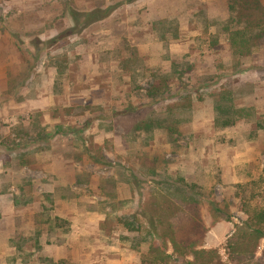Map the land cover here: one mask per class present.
<instances>
[{
  "label": "rangeland",
  "instance_id": "1",
  "mask_svg": "<svg viewBox=\"0 0 264 264\" xmlns=\"http://www.w3.org/2000/svg\"><path fill=\"white\" fill-rule=\"evenodd\" d=\"M121 1L0 0V208L10 204L27 207L31 199L40 206L45 193H51L53 199L63 196L69 209L67 218L75 220L76 207L81 208V221L87 224V214L94 219L104 214L99 227L107 242L112 239L131 251L129 243L121 238L131 239L136 234L106 221V204L112 200L107 197L106 203L104 198L116 194L119 200H132V209L122 208L117 218L139 212V206L149 198V190L159 181L158 177H139L142 148L149 157L158 159V176L166 170L172 177L182 176L186 183L196 184L202 196L201 218L207 228L203 248L217 249L221 264H230L224 247L227 238L246 220L245 211L264 209V133L256 130L254 123L245 122L215 128L210 99L198 102L192 94V120L180 128L178 151L166 143L162 131L154 133L153 142L146 148L140 141L125 144L121 127L131 124L132 109L149 105L163 110L179 96L180 83L173 81L169 95L151 102L132 92L129 76L119 70L118 63L134 54L143 68L165 72L171 61L188 62L193 66L183 79L188 90L208 78H212L211 84H223L222 76H229L234 89L249 88L252 92L236 104L253 107L259 118L264 117V49L252 57L237 59L223 36L212 46L207 34L214 35V29H203L205 25L197 14L204 12L208 20L223 21L227 0H137L120 5L110 19L79 34L70 31L75 23L68 17V9L81 13ZM159 20H175L176 39L166 35L165 44L157 40L151 23ZM203 31H207L204 36ZM36 49L40 53L35 54ZM30 65L33 70L28 85L26 82L9 92L11 86L22 84L15 75ZM19 76L22 79L24 75ZM141 87L147 88L145 84ZM67 108L73 112L79 108L80 115H66ZM125 111L129 114L122 115ZM29 115H38L46 144L28 143L23 150L44 146L46 152L25 156L32 165L3 176L2 162L7 152L2 143L7 139L12 146L21 145L14 147V153L26 154L11 130L23 128ZM57 162L58 181L47 178L46 183H40L47 176L44 167ZM11 164L19 165L16 159ZM110 179L116 182L115 189L108 186ZM27 180L34 181L30 187L24 185ZM19 186L22 193L17 190ZM37 217L34 220H42ZM140 222L146 231L145 221L140 218ZM39 225L35 227L40 232L38 243L49 244L47 226ZM59 232L62 234L58 236L68 237L72 230L64 225ZM42 246L34 254L28 244L25 254L33 256L26 259L27 264H41L39 260L49 256ZM263 247L261 241L259 253ZM11 252L0 238V258L5 256L6 262ZM132 252L138 255L140 264V254ZM67 262L74 264L70 257Z\"/></svg>",
  "mask_w": 264,
  "mask_h": 264
},
{
  "label": "trees",
  "instance_id": "2",
  "mask_svg": "<svg viewBox=\"0 0 264 264\" xmlns=\"http://www.w3.org/2000/svg\"><path fill=\"white\" fill-rule=\"evenodd\" d=\"M134 1L136 0H124L114 5L98 7L81 13L68 9V17L75 23L70 31L79 34L89 26L108 19L120 5L131 4ZM226 11L227 17L223 21L208 20L204 12L197 14V18L205 25L203 29H214V35L207 34L209 40L213 41L212 46L217 45L219 37L223 36L232 55L237 59L252 57L257 50L264 49V2L262 0H227ZM176 24L175 20H159L151 23V29L155 32L157 40L165 44L167 42L166 35H170L172 39L177 38ZM206 33L207 31H203L201 35L204 36ZM59 38L60 36L48 41L46 45L50 46ZM36 53H40V50L36 49ZM32 58L33 56L30 57V59ZM141 62L133 54L118 63L119 70L129 76V84L133 93L142 94L151 102H156L169 95L172 92L171 83L177 81L180 83V94L173 103L168 104L161 111L149 105L138 109L133 108L131 124L121 127L123 130L121 138L125 144L140 141L142 147L146 148L153 142L154 133L162 131L165 133L166 143L175 147L174 151H178L177 143L181 138L180 128L192 120V94L196 95L195 99L198 102H203L205 97L210 99L215 128L225 129L235 126L238 122H245L254 123L256 130L264 133V117L257 118L256 110L253 107H241L236 104L238 99L251 95V89H234L229 76H222L225 79L223 84H211L212 78H208L209 81L202 80L199 82L200 84L192 86L188 90L183 84L184 77L193 71V66L188 62L171 61L168 71L165 72L143 68ZM32 70L33 66L30 65L23 73L21 71L19 75H24L22 79L18 74L15 75L18 76L15 78L16 81L19 80L22 84L11 86L8 91L18 89L26 82L28 85ZM141 84H145L147 88L143 89ZM78 109L76 108L73 112L72 109L67 108L64 111L66 115H70L72 112V115L76 116L80 115ZM126 111L122 112V115L129 114ZM22 127L17 131L16 128L11 130V132L14 131L13 135L22 144V150L28 143L46 144V135L40 127L38 115H29L26 125H22ZM20 146H12L7 139L2 143V147L7 152L2 162L3 176L20 173L22 169L32 165L24 160L25 156L43 153L47 149V147L40 146L35 149L23 150V153L26 154H15L14 147ZM141 151L142 156L138 164L139 177H158L159 181L155 183L156 187L149 190V198L139 206V212H134L129 216L123 215L121 218H117V212L125 207L132 209V200H119L116 194L105 195V202L108 201V198L112 200L109 203L106 202L109 214L105 220L121 226L127 233L136 234L131 239L122 237L121 240L129 243L131 251L140 254V264H221V257L217 249L203 248L207 228L201 218L202 196L196 184L186 183L182 176L172 177L167 174L166 170H162L161 176H158V159L149 157L142 148ZM13 159L18 161V166L17 164L15 167L12 166L11 160ZM47 178L49 177L46 176L40 183H46ZM49 179L51 180V178ZM32 182L34 181L27 180L24 185L30 187ZM107 183L110 189H115L116 182L114 183L110 179ZM22 189V186L17 187L21 193ZM28 190L31 192L30 189ZM59 197L66 200V197ZM29 200L25 201V205L29 203ZM43 202L39 206L40 212L37 217L42 220L34 221L36 227L39 224L47 225L51 222L59 227V219L50 218V212L54 206L52 194L45 193ZM244 213L246 220L236 225L234 232L226 240L225 254L230 264H264V247L259 253L260 242H264V209L245 211ZM140 218L145 221L146 231L141 225ZM104 226L108 227V223ZM39 234L40 232L36 230L34 235L29 238L21 234L10 236L8 245L12 249V255L8 254L5 263L18 264L17 259L21 257L19 264H27L26 259L30 258L32 254H25L26 247L31 244L33 251H39ZM144 246L145 249H143ZM39 261L41 264H71L64 260L54 262L49 258H41Z\"/></svg>",
  "mask_w": 264,
  "mask_h": 264
},
{
  "label": "crops",
  "instance_id": "3",
  "mask_svg": "<svg viewBox=\"0 0 264 264\" xmlns=\"http://www.w3.org/2000/svg\"><path fill=\"white\" fill-rule=\"evenodd\" d=\"M106 6H110V4H106L105 7ZM114 13L115 11L108 19H110ZM87 29H89V27ZM58 164V162L56 164L51 163L44 167L47 176L54 179L53 181H58L56 174V165ZM53 207V211L50 213V218H58L59 227L52 224L53 222L47 224L46 228L48 230H46L50 233L49 244H41L39 242V245H43L42 247L47 248L49 251V256L46 258L56 262L63 260L67 261L70 257L74 264H139V257L136 253L121 247L119 244L112 241V239H110L111 242H107L108 238L103 235V231L99 227L104 220V214H97V219L91 218L89 217V214H87V219L90 221V223L87 224L83 220L81 221V208L79 207L74 209V213H76L75 220L67 218L69 209L66 201L60 197L54 199ZM38 214L39 205L34 199L27 207H18L13 204L1 206V240L8 243L9 237L13 234L32 237L35 232V227L37 226L34 223V218ZM90 214L93 215V213ZM33 216L35 217L33 218ZM15 218L17 222L15 221ZM64 225H69L72 230L68 237L58 236V234H62L59 231ZM34 252L35 251H33V253ZM4 259L5 256H3V259L0 258V263L3 262L5 264ZM33 263H37V261Z\"/></svg>",
  "mask_w": 264,
  "mask_h": 264
}]
</instances>
